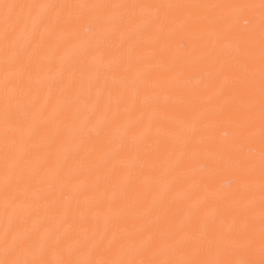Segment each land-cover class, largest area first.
Returning a JSON list of instances; mask_svg holds the SVG:
<instances>
[{"label": "bare ground", "instance_id": "obj_1", "mask_svg": "<svg viewBox=\"0 0 264 264\" xmlns=\"http://www.w3.org/2000/svg\"><path fill=\"white\" fill-rule=\"evenodd\" d=\"M6 3L58 7L14 10L7 49L0 7V259L11 226L48 264L148 260L177 242L197 262L264 264L261 0Z\"/></svg>", "mask_w": 264, "mask_h": 264}, {"label": "snow or ice", "instance_id": "obj_2", "mask_svg": "<svg viewBox=\"0 0 264 264\" xmlns=\"http://www.w3.org/2000/svg\"><path fill=\"white\" fill-rule=\"evenodd\" d=\"M4 9V32L3 38L5 41V48L7 49L10 44L15 42L16 32L20 26L21 15H13L14 10L16 9H29L30 11H36L39 15V9L48 8L54 9L58 6L56 5H38V4H3L0 5ZM63 7V6H60ZM96 7L103 8H149L150 5H101ZM156 7H166V8H191V7H229L226 5H205V6H193V5H164ZM231 7H255L254 5L247 6H231ZM261 9V56H260V67H259V78H260V101H261V144L262 150L260 152V173H261V189L264 191V0H261L259 5ZM252 71V70H246ZM254 74V71H253ZM251 87L252 82L250 80L246 81ZM8 81L5 82L6 93L4 97V163H5V191L9 192V181L8 177L11 175V170L9 168L10 161H16L17 169L19 168V160L13 151V145L15 144V139L10 135L14 130L10 128L9 122L15 118V113L13 108L16 101L10 97L7 93ZM6 210L11 199L9 195H6ZM264 203V199H262ZM262 240H264V228L261 231ZM11 240V244L9 241ZM219 240L222 244H225L223 251L226 255L230 254V247L227 246L226 242L230 241L231 238L225 234H221ZM37 244L35 241H26L25 239L18 236V234L9 226L4 233V258L0 259V264H48V261L43 259L46 249L43 246L39 247V258L29 259L27 252L29 249L36 248ZM161 251L165 252L163 256H160L157 253L153 254V258L144 260L136 259H115L110 262L104 261H94L92 259L85 260H63L59 264H233L229 260H217V261H206V262H197L192 259L184 258L182 255V247L180 242H177L175 245L169 246L167 244L161 245ZM242 264V262H241Z\"/></svg>", "mask_w": 264, "mask_h": 264}]
</instances>
